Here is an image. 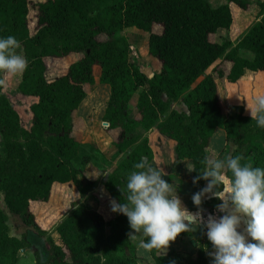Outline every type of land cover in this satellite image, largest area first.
Listing matches in <instances>:
<instances>
[{
	"label": "trees",
	"instance_id": "trees-1",
	"mask_svg": "<svg viewBox=\"0 0 264 264\" xmlns=\"http://www.w3.org/2000/svg\"><path fill=\"white\" fill-rule=\"evenodd\" d=\"M257 5L256 17L238 32L237 12L248 9L246 0L217 6L208 0H0V39L15 37L28 61L17 75L16 92L31 99L25 107L26 127L11 95L0 86V192L7 209L44 238L47 258L41 261L34 250L37 264H138L128 218L108 208L112 200L127 202L120 188H126L132 171H139L134 165L154 158L148 137L152 129L165 140L157 144L163 159L172 153L203 169L210 139L217 127L223 128L234 145L231 155L241 156L242 165L260 168L264 128L244 114L243 106L224 114L216 82L240 84L237 94L245 98L247 112V105L254 107L255 98L264 95V0ZM30 7L36 10L33 32ZM131 26L148 33V53L160 63L151 77L129 59L131 46L120 31ZM227 29L233 38L218 40L217 33ZM75 52L81 56L64 73L48 77L47 57ZM221 60L227 68L216 66ZM97 82L109 85L103 120L120 154L101 180L86 174L88 161L81 168L73 164L81 143L77 124L82 119L76 111L87 98L91 107L103 102L85 88ZM139 88L136 114L130 115L128 103ZM99 183L109 193L103 201L93 193ZM85 193L102 211L86 203ZM36 201L48 202L49 208L37 215L31 209ZM6 221L0 208V264H16L21 248L30 244L24 235L9 234ZM86 221L92 223L93 235ZM191 234L183 232L175 240ZM172 252L149 253L155 264H174ZM185 264H212V258L200 244Z\"/></svg>",
	"mask_w": 264,
	"mask_h": 264
},
{
	"label": "clouds",
	"instance_id": "clouds-1",
	"mask_svg": "<svg viewBox=\"0 0 264 264\" xmlns=\"http://www.w3.org/2000/svg\"><path fill=\"white\" fill-rule=\"evenodd\" d=\"M20 47L13 36L0 39L2 87L7 86L9 77L23 74L28 67L27 59L17 51ZM254 104L252 108L247 105L251 118L264 128V95L256 97ZM242 159L231 154L222 159L206 157L203 169L184 162L189 173L198 171L192 180L194 185L207 181L192 195L196 212L183 205L175 185L163 178L167 173L162 168L141 160L134 165L139 171H132L126 188H120L127 202L110 201L112 211L128 218L132 229L129 239L136 240L137 233L147 238L138 244L146 252L155 249L159 253L179 234L203 226L214 249L209 253L213 264H264V168L242 165ZM206 195L221 201L216 205L223 213L219 218L204 216L201 205Z\"/></svg>",
	"mask_w": 264,
	"mask_h": 264
},
{
	"label": "rangeland",
	"instance_id": "rangeland-1",
	"mask_svg": "<svg viewBox=\"0 0 264 264\" xmlns=\"http://www.w3.org/2000/svg\"><path fill=\"white\" fill-rule=\"evenodd\" d=\"M213 3V2H212ZM258 8V7H257ZM257 8H253L255 11H257ZM35 13L36 10L34 8H29V14H28V21H29V27L31 31L33 32L34 26H35ZM160 29L159 26H154V30L158 31ZM244 30V29H243ZM242 30V31H243ZM224 30H220L219 33H217L216 38L218 40H221L224 37ZM120 34L126 36L128 38V41L131 46L129 59L137 65L148 77H151L155 72L159 70L160 63L152 57L148 53L147 48V38L148 33L146 31H142L141 29L138 30L136 27H127L124 28L122 31H120ZM211 38H213V35H211ZM17 51L23 55L22 48L17 49ZM81 56V53H70L67 56L64 57H47L46 63L48 65V77L53 78L57 75H60L65 72L67 66L72 61L78 59ZM221 66L223 68L228 67V63L224 61H219L216 66ZM15 77V78H14ZM250 77V75H249ZM18 79L17 75L9 77L7 81V86L4 87V90L11 95V100L14 103L15 108L18 110L19 115L21 117V122L24 126L28 127L30 125L29 121V115L25 112V107L31 102V99H23L22 96L16 92V85H17ZM216 82L219 88V101L220 105L222 107V111L224 114H228L231 112L232 106H243V111L245 109V98L237 94V92H240V84L237 85L235 82H229L223 79L216 78ZM233 83V84H232ZM85 88L87 91V94L89 95L91 92L92 94H95V99L97 96L101 97L98 98V100H102L103 102L96 105L95 107H91V101L87 98L84 108H81L78 106L77 108V117L82 119L81 125L80 123H76L78 126V131L81 134L80 138V145L78 149V155L73 159V164L79 168L83 166L85 162L88 161L87 165L93 164L100 168L101 170V179H104L106 176V173L111 169L112 164L118 156L120 155L113 143V138L108 130H106V124L103 120V115L105 113V109L107 106V102L109 99L110 89L109 85L106 83H95L92 88L89 90V86L85 84ZM141 88H139L135 94L133 95L131 101L128 103V110L130 112V115L136 114V106H135V98L140 91ZM235 93V98L230 99V93ZM93 104H96L95 102ZM177 108H182L181 103L176 102L173 104ZM114 136L117 134V132H113ZM225 141V135L223 128H218L213 133L210 142L207 147L208 157L209 158H217L219 155V152L221 148L224 145ZM161 147H158L156 149L157 156H162ZM225 149H223L224 152ZM0 154H3V149L0 145ZM224 158V155L221 156V159ZM159 160V159H158ZM165 164L167 160L163 159ZM260 168H264V158L261 160V166ZM86 199L88 198L87 193H85L84 196ZM0 208L5 212L7 217V225H8V232L11 235L15 236H22L26 238V240L29 242L30 247L25 252V254H21V256L18 258L16 264H37L35 260V254H34V248L37 249L39 253V257L41 261H45L47 258V251L44 247V238L39 236L36 231H34L31 227L25 226L17 215L12 214L6 207L5 202L3 200V193L0 192ZM88 226L87 231L90 235L94 234V228L91 222L86 221ZM54 236H57L55 231H52ZM140 233H137V239L134 240L137 245L139 244L141 240ZM142 251L143 249H140ZM187 260V259H186Z\"/></svg>",
	"mask_w": 264,
	"mask_h": 264
},
{
	"label": "crops",
	"instance_id": "crops-1",
	"mask_svg": "<svg viewBox=\"0 0 264 264\" xmlns=\"http://www.w3.org/2000/svg\"><path fill=\"white\" fill-rule=\"evenodd\" d=\"M213 6L220 5L222 3H225L227 0H208ZM249 4L248 9H240V12L238 13V22L236 26H238V32L242 31L245 29L247 24H249L258 14L259 12V7L257 5L258 0H246ZM213 2V3H212ZM236 7L234 4H231V7L233 8ZM258 7V8H257ZM237 8V7H236ZM253 8H257L258 10L255 11ZM238 9V8H237ZM224 35L229 36L233 38V34L231 30H224ZM248 70L250 69H245V72H249ZM227 81V80H226ZM218 93H220L219 88H218ZM244 114L250 115V112H247L244 110ZM220 127H217L218 129ZM215 129V130H216ZM215 132V131H214ZM225 135V131H224ZM148 137L150 140V145L154 149V158L152 159L151 164L153 167H160L164 170L167 175H165L163 178L170 184L175 185L176 187V192L177 195L181 198L183 205L191 212H196L198 209L197 207L193 204L192 201V195L200 189L204 188L207 184V181L203 183L198 184H193L192 180V172L189 173L186 169L185 161L191 162V159L189 158H184V159H174V156L172 153L167 156V164H165L164 160L157 156L156 148H158L157 144L164 143L163 137L158 135V132L156 130H150L148 132ZM166 143V142H165ZM167 143L169 145H173L172 140H168ZM116 148V147H115ZM234 148V145L230 142H228L226 139L224 141V145L221 148L225 149L222 155L226 154H231L232 150ZM220 150V151H221ZM220 153V152H219ZM222 155H218L217 158H221ZM159 159V160H158ZM116 161L112 164V166L115 164ZM86 174L91 177V178H100L101 177V170L99 167L89 164L86 167ZM93 193L100 199V200H105L109 197V193L105 189L104 185L99 183V185L94 189ZM210 195V194H209ZM86 203H88L90 206L93 208H98L100 211L101 207L99 208L98 205L95 203V201L91 198L88 197L86 199ZM221 203L218 199L215 198H209V196H205L202 200V205L201 207L204 209V216L207 217L208 214H212L219 218L223 213H220L216 209V205ZM110 205V203L108 204ZM49 208V203L48 202H40L36 201L31 204V209L39 215V213H42L43 211L47 210ZM108 210L111 212L112 208L109 207ZM59 211V210H58ZM62 210L60 211V213ZM55 220L46 223L44 226L46 228L50 227L52 225V222ZM88 223H86L87 225ZM90 227V225H88ZM87 226V227H88ZM244 225L241 226V229H238V231L242 230ZM132 231V230H131ZM130 231V232H131ZM207 229L204 228L203 226L201 227H193L192 229V234L189 236H184L182 239L179 240H174L170 242L169 246L167 248L161 249L159 253L161 254H166L170 250H173L172 255H171V261L174 264H185L188 259L195 258L197 248L200 244L203 245L205 251L207 254L211 253L214 251L213 247L211 246L210 241L207 238L206 235ZM141 239H143V236L141 235ZM131 242L135 245L136 248V255H137V261L138 264H155V261L153 257L150 255L149 252H146L145 250L140 251L138 248L137 243L130 239ZM30 246L24 247L23 250L19 251L18 258L21 256V254H25V252L29 249ZM36 250V248H34ZM187 259V260H186ZM213 264V262H212Z\"/></svg>",
	"mask_w": 264,
	"mask_h": 264
},
{
	"label": "water",
	"instance_id": "water-1",
	"mask_svg": "<svg viewBox=\"0 0 264 264\" xmlns=\"http://www.w3.org/2000/svg\"><path fill=\"white\" fill-rule=\"evenodd\" d=\"M104 123L107 125L108 124V122H106V121H104ZM24 248H21V250H23Z\"/></svg>",
	"mask_w": 264,
	"mask_h": 264
}]
</instances>
